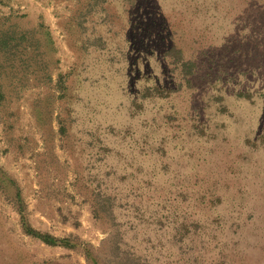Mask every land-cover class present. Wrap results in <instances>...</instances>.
Listing matches in <instances>:
<instances>
[{
  "label": "rangeland",
  "instance_id": "1",
  "mask_svg": "<svg viewBox=\"0 0 264 264\" xmlns=\"http://www.w3.org/2000/svg\"><path fill=\"white\" fill-rule=\"evenodd\" d=\"M73 2L0 0L4 22L42 23L58 57L47 83L0 57V264H91L85 246L110 227L94 218L95 193H115L120 216L140 201L136 222L167 211L160 231L187 264H264V0H127L85 28L67 19ZM172 44L194 62L190 83ZM56 113L63 140L49 130ZM19 205L74 246L27 235Z\"/></svg>",
  "mask_w": 264,
  "mask_h": 264
},
{
  "label": "trees",
  "instance_id": "2",
  "mask_svg": "<svg viewBox=\"0 0 264 264\" xmlns=\"http://www.w3.org/2000/svg\"><path fill=\"white\" fill-rule=\"evenodd\" d=\"M73 8L72 15L67 18L70 21L73 20L75 25L77 24L80 28H85V23L95 22V17H99L105 14L108 10L109 4L116 6L121 11L126 10L127 0H72ZM2 3H5L2 1ZM9 14L0 15V57L4 61H7L9 67L14 71L19 64L22 66L20 73L22 75H27L30 73H35L37 69L42 71L46 83L52 82L51 71L54 64L58 61V57H53V50L47 47L44 40L51 39L49 31L43 30L42 23H37L32 27H20L16 21L4 22ZM84 36V34H83ZM44 47L46 49L43 48ZM48 52V56H43L44 53ZM167 52L173 54L174 60L181 64V68L184 71V79L187 83H190V74L193 73L194 62L191 59H185L183 55L182 48L175 44L167 50ZM1 66V63H0ZM63 72L57 73V79L53 83V87L58 90V97H64L66 92H64L66 84H64V76L68 75ZM38 75H36L37 77ZM81 79V85H82ZM0 82V87H1ZM159 86L154 85L153 90L151 87L145 88L140 96L156 95ZM1 94V93H0ZM52 94H55L52 92ZM66 113L65 107H63ZM71 110L73 107L71 106ZM63 114L65 115V113ZM72 112V111H71ZM71 120L75 117L72 116ZM56 123L58 126L56 128L49 127L52 131V138L58 134L61 140L64 137H68V124L64 123L66 120L65 116L59 113L55 115ZM51 125V124H50ZM44 130V129H43ZM45 138V135L43 136ZM95 136L91 134L90 142L96 144L97 141L94 140ZM67 140L65 139V142ZM47 144V143H46ZM63 144V143H62ZM70 144H65L66 148L70 151ZM96 197L93 198L92 212L94 213V218L97 220H106L110 227L107 229L106 236L101 240L97 247H92V245L85 246V256L87 262L91 264H151L152 263V253H157L155 259L158 260L157 264H187L181 261L180 257H173L178 254L179 250H174L173 247H168L167 239L162 236L163 233L160 231L165 228L164 218L167 216V211L158 208L153 205L149 210L150 216L145 222H136L134 219L135 214L138 212L145 214L146 209L140 201L129 202L127 204V210L125 215L120 216L119 212L116 210L117 206L122 202H116V194L111 195H101L100 193H95ZM18 206L20 212V222L21 229L27 235L38 238L40 241L47 245H61L65 247L74 246V242L71 241V236L68 235H55L48 231L40 230L33 225L25 217L22 208ZM156 206V207H155ZM133 212V213H132ZM118 216L127 218L125 222H131L134 224V229L132 234H129L128 229L122 227V222L118 223ZM134 222V223H133ZM153 225V226H149ZM76 226V223H75ZM143 227H148L142 230ZM153 231V232H151ZM160 231V232H159ZM147 240L148 244L143 247H139L140 242ZM181 261V262H180ZM180 262V263H179Z\"/></svg>",
  "mask_w": 264,
  "mask_h": 264
}]
</instances>
